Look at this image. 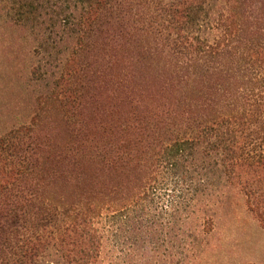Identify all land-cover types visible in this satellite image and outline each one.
<instances>
[{
    "label": "trees",
    "instance_id": "16d2710c",
    "mask_svg": "<svg viewBox=\"0 0 264 264\" xmlns=\"http://www.w3.org/2000/svg\"><path fill=\"white\" fill-rule=\"evenodd\" d=\"M0 21L65 109L97 81L130 107L63 146L4 123L0 264H199L239 197L264 230V0H0Z\"/></svg>",
    "mask_w": 264,
    "mask_h": 264
},
{
    "label": "rangeland",
    "instance_id": "374dc122",
    "mask_svg": "<svg viewBox=\"0 0 264 264\" xmlns=\"http://www.w3.org/2000/svg\"><path fill=\"white\" fill-rule=\"evenodd\" d=\"M28 35V32L9 27L0 21V130L6 121L13 123L20 119L29 122L36 117L40 133L50 136L55 145L63 146L68 142L74 124L79 126L82 121L89 123L97 136L100 128L96 129V126L100 120L110 124L117 117L124 118L130 111L129 106L117 101L119 95L114 92L115 87L111 82L107 86L99 81L91 85L88 94L93 95L94 100L89 109L83 111H77L73 104L65 109L52 96L50 87L40 82L30 83L26 75L29 76L31 64H37L41 56L29 54V44L34 45V41ZM125 67L118 65L112 70L118 74L124 72ZM140 68H143L146 80V62H132L130 71ZM139 82L135 78L131 85L135 94L140 89L146 92V82L141 86ZM143 101L146 103V93ZM66 110H70L71 114L77 113L75 119L69 120L70 114L67 115ZM97 119L100 120L97 122ZM142 144L146 148V137ZM209 243L199 264H264V230L248 214L240 197L231 207L221 211L215 231L209 235ZM108 256L109 249L104 253L106 260Z\"/></svg>",
    "mask_w": 264,
    "mask_h": 264
}]
</instances>
